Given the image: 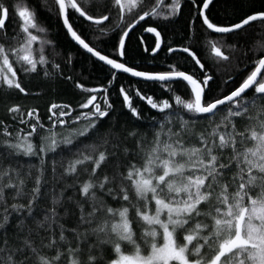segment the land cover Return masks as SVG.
<instances>
[{"label": "snow or ice", "instance_id": "obj_1", "mask_svg": "<svg viewBox=\"0 0 264 264\" xmlns=\"http://www.w3.org/2000/svg\"><path fill=\"white\" fill-rule=\"evenodd\" d=\"M0 103V264H264V0H0Z\"/></svg>", "mask_w": 264, "mask_h": 264}, {"label": "trees", "instance_id": "obj_2", "mask_svg": "<svg viewBox=\"0 0 264 264\" xmlns=\"http://www.w3.org/2000/svg\"><path fill=\"white\" fill-rule=\"evenodd\" d=\"M25 2H27V0H25ZM256 7H259V3H257L255 5ZM219 11V10H217ZM215 15V13H214ZM220 15L222 16L223 13L221 12ZM45 16H47V14L45 13ZM52 25H56V20L53 17L51 20ZM182 26L178 25L177 26V31L181 32L182 35V31H181ZM54 31L56 33V37L57 40L61 46V49L63 50H67V51H74V43L73 41H71L70 37H66L63 31H59L57 28H54ZM143 36V45L148 46L149 48L151 46H153L154 44V36L153 34L150 33H143L142 30H140L139 28L136 30V35H134L132 37V43L134 46L138 45V40L140 36ZM171 39L175 40L178 39L179 37L177 36H173L170 37ZM143 45L137 46V51L140 52L142 51V47ZM199 54V53H198ZM163 52H161L159 54L160 57H163ZM203 58L205 61L211 63L210 57L208 56V54L205 52L203 54ZM78 60H82V58H78ZM139 62L144 65V66H148V67H154L157 64L162 66V61L160 59H158L155 64L150 63V58H149V54L145 53L143 55V57H138ZM188 67H192L191 63H189L187 65ZM85 68L88 69V71H86L84 73L85 75V83L89 86H93L97 83H100L102 81H104L105 79V74L102 71H93L91 68L90 64H83V63H78L77 64V71H83ZM133 82H135V79H133ZM145 90L148 92V94H155V95H161L162 92H166V90H161L158 86H153L152 88H147V86H145ZM64 100H70V101H76L79 99V97L72 93V92H64L61 94V97ZM113 99H115V97H113ZM17 102H19L22 106H26V107H31V106H39L40 109V114L42 116V118L45 117V106L48 102V98L47 97H41V98H36V97H26L23 99L18 100ZM141 106H146V101H138ZM147 110V108H146ZM3 104L0 103V116L3 115ZM154 111V110H153ZM151 114V113H149Z\"/></svg>", "mask_w": 264, "mask_h": 264}, {"label": "water", "instance_id": "obj_3", "mask_svg": "<svg viewBox=\"0 0 264 264\" xmlns=\"http://www.w3.org/2000/svg\"><path fill=\"white\" fill-rule=\"evenodd\" d=\"M74 43V42H73ZM125 75H127V74H125ZM133 79H135V78H133Z\"/></svg>", "mask_w": 264, "mask_h": 264}]
</instances>
